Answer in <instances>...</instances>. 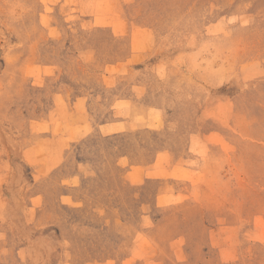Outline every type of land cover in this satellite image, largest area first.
<instances>
[{"label": "rangeland", "instance_id": "obj_1", "mask_svg": "<svg viewBox=\"0 0 264 264\" xmlns=\"http://www.w3.org/2000/svg\"><path fill=\"white\" fill-rule=\"evenodd\" d=\"M249 1L0 0V264H264Z\"/></svg>", "mask_w": 264, "mask_h": 264}, {"label": "bare ground", "instance_id": "obj_2", "mask_svg": "<svg viewBox=\"0 0 264 264\" xmlns=\"http://www.w3.org/2000/svg\"><path fill=\"white\" fill-rule=\"evenodd\" d=\"M227 2V1H226ZM259 6V4H256V3H254V0H251V1H249L247 4H246V6L243 8V9H239L241 12H243L244 10H247V11H249V12H251V11H255L256 12V16L257 15H260L261 13H263L264 12V9L262 8V7H258ZM210 11V10H209ZM244 17V16H243ZM239 20H241V19H239V15H237V17L234 19V21L232 22H230L231 23V25H238V23H237V21H239ZM249 20H248V18L245 20V22H248ZM245 22H243V23H245ZM240 23V22H239ZM215 24H217V23H215ZM214 24V25H215ZM204 28V27H203ZM216 30V29H215ZM209 32V31H208Z\"/></svg>", "mask_w": 264, "mask_h": 264}]
</instances>
